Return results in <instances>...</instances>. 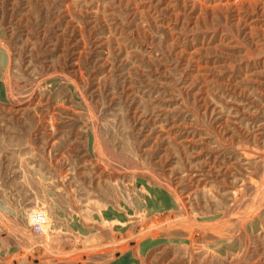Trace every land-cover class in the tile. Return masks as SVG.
<instances>
[{
	"label": "rangeland",
	"instance_id": "374dc122",
	"mask_svg": "<svg viewBox=\"0 0 264 264\" xmlns=\"http://www.w3.org/2000/svg\"><path fill=\"white\" fill-rule=\"evenodd\" d=\"M0 264H264V0H0Z\"/></svg>",
	"mask_w": 264,
	"mask_h": 264
},
{
	"label": "built area",
	"instance_id": "2783aa9c",
	"mask_svg": "<svg viewBox=\"0 0 264 264\" xmlns=\"http://www.w3.org/2000/svg\"><path fill=\"white\" fill-rule=\"evenodd\" d=\"M38 218L34 221V225H35V228H36V230H40V228H41V225H43V219H41V216H37ZM41 221V222H40ZM43 222V223H42Z\"/></svg>",
	"mask_w": 264,
	"mask_h": 264
},
{
	"label": "bare ground",
	"instance_id": "6f19581e",
	"mask_svg": "<svg viewBox=\"0 0 264 264\" xmlns=\"http://www.w3.org/2000/svg\"><path fill=\"white\" fill-rule=\"evenodd\" d=\"M164 203H165V202H164ZM37 216H41V219H43L42 221L45 222L44 216H42V215H37ZM37 216L34 218L33 222L38 218ZM40 222H41V221H40ZM43 222H42V223H43ZM43 224H44V223H43ZM41 226H43V225H41Z\"/></svg>",
	"mask_w": 264,
	"mask_h": 264
}]
</instances>
